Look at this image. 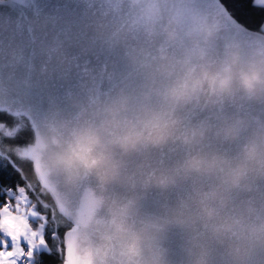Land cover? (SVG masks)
Returning a JSON list of instances; mask_svg holds the SVG:
<instances>
[{
	"label": "clouds",
	"instance_id": "1",
	"mask_svg": "<svg viewBox=\"0 0 264 264\" xmlns=\"http://www.w3.org/2000/svg\"><path fill=\"white\" fill-rule=\"evenodd\" d=\"M169 2L155 0L148 13L149 31L157 38L152 74L161 82L153 89L160 103L134 109L121 95L92 116L41 127L30 145V158L38 161L36 178L62 177L77 186L94 176L105 188L124 189L111 202L100 198L97 208L106 209L112 238L123 245L122 256L131 264H149L145 250L153 248L169 224L194 228L199 222L229 245L233 264H247L252 245L264 244V205L237 202L234 193L251 192L264 181V128L252 132L236 153H225L209 147V125L186 123L183 114L239 95L264 101V45L245 49L223 40L224 24L217 16L194 12L186 24L183 10L164 7ZM248 127L245 117H237L214 135L235 144ZM169 148L179 158L161 170L153 155ZM194 179L213 183L194 187L171 219L142 215L144 191L179 188Z\"/></svg>",
	"mask_w": 264,
	"mask_h": 264
},
{
	"label": "snow or ice",
	"instance_id": "2",
	"mask_svg": "<svg viewBox=\"0 0 264 264\" xmlns=\"http://www.w3.org/2000/svg\"><path fill=\"white\" fill-rule=\"evenodd\" d=\"M98 4L99 0H0V264H131L122 256L123 245L112 238L113 225L107 212L97 208L100 198L111 202L124 189L118 185L105 188L94 176L86 177L73 190L62 177L40 174L36 185H32L23 175L28 167L36 177L38 161L30 158L34 156L30 145L40 127L54 121L59 112L71 111L68 97L78 90L81 71L90 65L128 70L92 34ZM169 7L183 10L186 24L194 12L221 17L227 25L223 40L245 49L264 45V0H170L166 3ZM49 38L74 45L73 59L78 70L70 73L71 78L52 64L50 54L38 50ZM16 41L24 46L25 55L20 61L3 54L5 42L10 46ZM81 44L98 47V51L85 55L79 48ZM37 65L38 73L34 71ZM29 81H36L35 86ZM138 83L134 81L132 87ZM112 92L111 85L106 86L105 94ZM232 113L249 115L254 125L264 128V105L246 96L222 103L217 113L206 119L219 123ZM21 119L27 121L26 125L20 123ZM249 135L244 132L237 143L218 148L234 154ZM177 158L174 149H161L153 155V162L162 170ZM17 176L24 180L23 184L17 182ZM49 187L51 192L44 191ZM193 189L194 186L176 191L153 189L145 195L142 208L148 214L167 217L172 206ZM45 196L51 203L44 202ZM235 198L264 200V182L256 183L252 192L235 193ZM57 213L70 217L69 223H58ZM194 242L197 252L211 250L210 264H233L229 245L217 243L207 223H202L194 234L176 227L167 231L160 244L167 264H192ZM252 247L248 264H264V246ZM46 257L51 260L46 261Z\"/></svg>",
	"mask_w": 264,
	"mask_h": 264
},
{
	"label": "water",
	"instance_id": "3",
	"mask_svg": "<svg viewBox=\"0 0 264 264\" xmlns=\"http://www.w3.org/2000/svg\"><path fill=\"white\" fill-rule=\"evenodd\" d=\"M154 7L155 0H99L98 7L96 9L99 12V15H97L91 23L92 34L99 42V45L106 49L112 50L118 59L128 66V70L122 71L119 68L112 67L111 65L106 67L90 65L86 71H81L79 88L76 91L70 92L68 97V101L71 105V111L67 114L59 112L55 120L49 121L48 125L57 124L64 119L77 120L92 116L98 107L121 95H125L129 98L130 104L134 109H142L144 107L154 106L160 103V98L155 94L153 89L160 87L161 82L158 77H155L152 74V66H154L158 60L157 38L149 31L151 27V21L148 16V13ZM164 7H166V4ZM201 14L212 15L207 13ZM219 18L223 21L225 33L227 30L226 22L221 17ZM79 48L84 52L85 55H92L98 51V47H90L85 44L79 45ZM38 50L44 55L50 54L52 57V64L59 66L61 68L62 74L66 78H71L70 73L78 70L75 68L76 61L73 59V44L67 42L61 43L60 41L49 38L47 42L38 46ZM3 54L10 60L20 61L21 57L25 55L24 46L20 41L13 42L10 46L7 42H5ZM34 71L37 73L39 72V65L35 67ZM136 80H139V83L133 88L132 84ZM29 84L35 86L36 81H29ZM108 85H111V87L114 89V92L106 95L105 88ZM241 96L244 95H239L231 101L223 102V104L238 101ZM251 101L258 105H264V101ZM221 106L222 103L203 111L197 109L195 111L185 112L183 114L186 123H206L210 126L213 135L211 137V143L209 147L213 148L214 150L220 151L218 146L222 144H233L223 140L221 137L215 136L214 134L218 130H222L223 128L227 127L230 123H234L237 117H245L249 122V127L242 133L248 132L251 134L258 128H261L254 125L252 117L246 114L232 113L227 117L226 120H223L219 123L214 119H206V117L210 114L215 115ZM174 156L179 157V153L174 151ZM262 182L264 181L257 183ZM199 183H203V181L194 179L193 181H190L179 188L162 190L176 191L181 190L186 186L196 187ZM77 186H70V188L75 190ZM49 188L52 191V187ZM49 188H46L47 192H49ZM153 189L161 188H152L144 191L141 194V213L142 215H149L160 219L161 221L171 219L176 206L186 199L193 191L192 190L189 194L183 196L181 201L173 205L171 212L167 217L161 218L146 213L142 208V202L145 195ZM254 190L255 187L253 191ZM122 194H124V192ZM247 200L253 201L258 206L264 205V200L259 198L255 200L248 198H241L239 200L236 199L237 202ZM108 218L110 220L109 214ZM202 223L205 222H199L194 228L169 224L160 235L153 248L151 250H145L144 259L148 261L149 264H167L165 255L160 249V244L163 241L167 231L170 228L176 227L183 229L188 233L194 234L198 232ZM208 229L210 235L215 238L211 233L209 225ZM215 239L219 244H227L221 243L217 238ZM255 245L264 246V244ZM210 252V249H200L197 252L194 242L192 264H198L199 261H204V264H210L208 259ZM253 252L254 248L252 247L251 255Z\"/></svg>",
	"mask_w": 264,
	"mask_h": 264
},
{
	"label": "trees",
	"instance_id": "4",
	"mask_svg": "<svg viewBox=\"0 0 264 264\" xmlns=\"http://www.w3.org/2000/svg\"><path fill=\"white\" fill-rule=\"evenodd\" d=\"M20 123H21L22 125H26L27 121L24 120V119H21V120H20ZM23 175H24V179H26L29 183H31L32 185H36V183H37V181H36V177L33 175V172L31 171L30 168L25 167V168H24ZM17 182L23 184V183H24V180H21L20 177L17 176ZM44 191H46V189H44ZM46 192H47V191H46ZM43 199H44V202H46V203H51V199H50V197L45 196ZM33 200H34V202H35L36 198H33ZM38 210H40V209H38ZM57 220H58V223H60L61 225H66V224L69 223V221L66 220L64 217H61V216L59 215V213H57ZM45 259H46V261H47V260H51L50 257H46ZM56 264H59V261H57Z\"/></svg>",
	"mask_w": 264,
	"mask_h": 264
}]
</instances>
